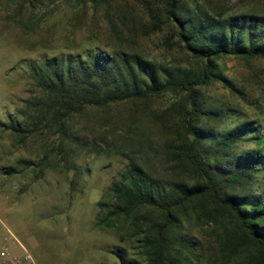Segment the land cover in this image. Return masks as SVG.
I'll use <instances>...</instances> for the list:
<instances>
[{
    "label": "rangeland",
    "instance_id": "rangeland-1",
    "mask_svg": "<svg viewBox=\"0 0 264 264\" xmlns=\"http://www.w3.org/2000/svg\"><path fill=\"white\" fill-rule=\"evenodd\" d=\"M197 1L213 14L264 15V0ZM164 5L165 0H100L96 6L91 0H0V251L7 247L18 256L27 251L33 264H118L109 250L124 246L145 264L131 219L99 225L104 211L97 201L106 200L104 193L131 160L163 180L196 181L177 157L176 146L184 140L176 105L182 94L87 106L68 116L62 133L27 129L24 136L3 122L33 128L38 124L33 109L47 100L22 59L98 46L121 47L162 65L191 64L176 28L165 21ZM218 62L227 82L206 86L203 99L235 112L222 117L218 128L256 120L263 143L246 141L241 147L264 146V59L224 56ZM7 167L14 171L5 173ZM257 180L264 187V175ZM213 208L204 199L196 210L188 209L180 232L194 248L191 254L179 246V253L188 264H241L243 254L225 257L223 234L230 224L225 217L208 220Z\"/></svg>",
    "mask_w": 264,
    "mask_h": 264
},
{
    "label": "trees",
    "instance_id": "trees-1",
    "mask_svg": "<svg viewBox=\"0 0 264 264\" xmlns=\"http://www.w3.org/2000/svg\"><path fill=\"white\" fill-rule=\"evenodd\" d=\"M93 5L100 0H91ZM165 21L176 28L180 44L192 57L187 65H162L121 47L107 51L98 46L81 53L63 52L51 57L22 59L19 63L47 100L35 107L38 124L6 123L16 132L27 129L67 130V118L87 106L142 100L163 93L182 94L184 140L176 146L177 157L187 164L195 182L160 179L131 160L97 201L104 216L99 225L114 226V219H131L133 235L140 243L145 264H188L179 246L192 254L193 244L180 232L188 209L204 199L214 204L207 218H227L223 234L226 258L243 254L241 264H264V146L256 120L218 128L222 117L235 114L204 101V88L227 82L218 60L224 56L264 59V15L209 13L197 0H165ZM159 21V17L155 16ZM229 83V82H228ZM43 171L44 164L38 166ZM12 173L13 167L4 168ZM118 264H144L127 254L124 246L109 250ZM191 263V261H190Z\"/></svg>",
    "mask_w": 264,
    "mask_h": 264
},
{
    "label": "built area",
    "instance_id": "built-area-1",
    "mask_svg": "<svg viewBox=\"0 0 264 264\" xmlns=\"http://www.w3.org/2000/svg\"><path fill=\"white\" fill-rule=\"evenodd\" d=\"M2 262L0 264H33L31 255L25 251L22 255L10 254L7 247L0 252ZM23 261V262H22Z\"/></svg>",
    "mask_w": 264,
    "mask_h": 264
},
{
    "label": "crops",
    "instance_id": "crops-1",
    "mask_svg": "<svg viewBox=\"0 0 264 264\" xmlns=\"http://www.w3.org/2000/svg\"><path fill=\"white\" fill-rule=\"evenodd\" d=\"M1 252V251H0ZM21 264H23V263H21Z\"/></svg>",
    "mask_w": 264,
    "mask_h": 264
}]
</instances>
